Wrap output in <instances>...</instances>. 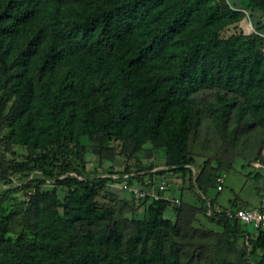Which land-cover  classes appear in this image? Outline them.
Masks as SVG:
<instances>
[{
    "label": "trees",
    "instance_id": "1",
    "mask_svg": "<svg viewBox=\"0 0 264 264\" xmlns=\"http://www.w3.org/2000/svg\"><path fill=\"white\" fill-rule=\"evenodd\" d=\"M29 1L22 5L19 0H0V65L6 66L12 39L21 33L30 34L16 54L24 70L45 37L43 28L32 31L31 20L44 11L49 16L51 38L36 66V79L40 81L51 74L60 63L68 71L54 91L39 90V124L35 126L29 115L18 121L16 143L46 148L72 142L79 136H91L94 120L88 115L76 121L71 92L75 89L85 100L87 93H103L113 86L123 96L117 109L106 101L97 106L105 118L100 125V146L111 138L126 137L136 151L144 143L160 140L166 148L165 165L174 169L188 161L189 123L197 126L198 122L197 115L191 117L189 109L192 94L220 89L251 98L253 112L264 109V0H239L256 26L255 32L247 36L238 29L227 34L228 25H213L221 18L222 10H227L225 0H216L215 4L210 0L114 1L94 13L81 14L68 27L63 26L62 5L74 0ZM197 16L200 24L188 29ZM171 59L174 70L163 69L164 60ZM94 71H110L111 84L109 80L87 91L78 77ZM217 101L208 110L213 117L222 118L237 106L236 99L228 100L223 95H218ZM236 108V121L242 124V107ZM243 124L247 129L256 126L252 120ZM258 125L264 127V121ZM145 156L151 155L147 152ZM29 163L40 167L46 175L51 174L54 164L47 156ZM201 178L202 175L197 180ZM217 178L206 174V181L214 182L215 187ZM67 192L62 215L55 210L50 213V222L41 231V236L47 238L39 240L38 247L26 245L27 222L15 243L7 242L4 237L8 217L0 213V264H180L179 249L165 251L158 234L162 224H167L162 215L174 206L170 202L152 201L141 231L127 239L123 250H117L109 248L110 238H118L114 233L96 240L90 232L75 233L77 221L92 224L108 217L107 212L94 213L92 203H86L93 189L88 184L73 183ZM215 221L233 233L243 232V226L224 217ZM254 233L242 236L252 242L254 250L264 251V231ZM148 240L151 243L146 249ZM138 244L140 250L136 251Z\"/></svg>",
    "mask_w": 264,
    "mask_h": 264
},
{
    "label": "rangeland",
    "instance_id": "2",
    "mask_svg": "<svg viewBox=\"0 0 264 264\" xmlns=\"http://www.w3.org/2000/svg\"><path fill=\"white\" fill-rule=\"evenodd\" d=\"M114 1L123 0H74L62 5L63 26L81 14L94 13L100 7L110 6ZM215 4L216 0H210ZM218 1V0H217ZM29 0H19L25 5ZM227 10L237 14L232 16L225 8L221 18L213 25H228L227 34L238 29L247 36L255 32V22L244 10L239 0H225ZM172 4L168 6L171 9ZM39 13L31 20L32 31L43 28L45 37L24 65L19 66L16 54L30 34H18L11 41L6 66L0 65V213L8 217V230L4 239L15 243L24 222L26 245L38 247L43 227L50 222L54 210L63 213L64 198L73 183L88 184L93 194L91 202L94 213L107 212L106 220L89 224L85 220L74 223L76 234L90 232L93 239L114 233L109 248L123 250L129 237L141 231L148 217L152 201H139L129 189H150L165 180L168 189L159 191L166 198L179 199V207H169L162 215L163 221L158 233L163 239L164 250L179 249L180 264H264V251L254 250L252 242L245 235H254L252 227L243 232L233 233L207 216V201L213 207L234 208L237 206L257 207L264 199V109L253 112L251 98L227 93L220 89H203L190 96L191 117L197 115V126L189 123L187 136V159L174 169L165 165V149L157 143H144L139 150H133L129 138H111L100 146L98 137L101 123L105 121L102 111L97 108L103 101L117 109L123 96L119 90L91 92L81 99L78 91L71 92L74 99L73 112L76 121L90 115L94 120L91 136H79L76 140L60 146L46 148L23 145L15 142L16 123L30 116L34 125L39 124L36 114L37 93L44 88L49 92L59 87L68 67L60 63L51 74L36 79V66L48 46L51 31L48 28L49 16ZM203 13V11H202ZM224 14V15H223ZM200 24L197 16L188 29ZM169 70H174V60H164ZM109 74L94 71L79 75L78 79L88 90L110 80ZM148 74V73H147ZM77 80V79H76ZM111 80L109 81V85ZM236 99L241 109L242 124L236 121V107L228 115L213 117L208 110L217 105V96ZM256 123L251 129L244 122ZM193 121V120H192ZM150 153L146 157L145 153ZM43 156L53 160L51 174L46 175L33 163ZM223 176L222 190L217 191L214 182L206 181V174ZM202 175L201 181L198 177ZM201 185V186H200ZM62 203V204H61ZM151 240L146 243L149 249ZM136 245V251L140 250ZM253 249V250H252Z\"/></svg>",
    "mask_w": 264,
    "mask_h": 264
},
{
    "label": "built area",
    "instance_id": "3",
    "mask_svg": "<svg viewBox=\"0 0 264 264\" xmlns=\"http://www.w3.org/2000/svg\"><path fill=\"white\" fill-rule=\"evenodd\" d=\"M223 176L217 178V191L222 190ZM169 185L165 180H162L158 183L157 186L150 189H138L136 187H132L129 189V192L133 196V198L137 200H145L148 199L150 201H159L166 200L173 204L174 206H180L181 202L179 199L175 198H166L159 195V191L164 189H168ZM207 216L218 220L220 217H224L229 221L235 222L238 225L243 227L250 226L252 227L254 232L264 231V199L261 200L260 204L257 207L249 208L244 206H237L234 208H220L213 207L207 201Z\"/></svg>",
    "mask_w": 264,
    "mask_h": 264
}]
</instances>
